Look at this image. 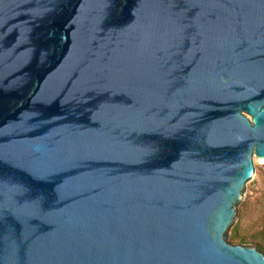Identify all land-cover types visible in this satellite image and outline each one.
Masks as SVG:
<instances>
[{
    "label": "water",
    "instance_id": "1",
    "mask_svg": "<svg viewBox=\"0 0 264 264\" xmlns=\"http://www.w3.org/2000/svg\"><path fill=\"white\" fill-rule=\"evenodd\" d=\"M258 160L264 0H0V264H264Z\"/></svg>",
    "mask_w": 264,
    "mask_h": 264
},
{
    "label": "rangeland",
    "instance_id": "2",
    "mask_svg": "<svg viewBox=\"0 0 264 264\" xmlns=\"http://www.w3.org/2000/svg\"><path fill=\"white\" fill-rule=\"evenodd\" d=\"M233 245L258 241L264 247V162L258 160V182L249 187ZM244 239L243 243L239 240Z\"/></svg>",
    "mask_w": 264,
    "mask_h": 264
},
{
    "label": "trees",
    "instance_id": "3",
    "mask_svg": "<svg viewBox=\"0 0 264 264\" xmlns=\"http://www.w3.org/2000/svg\"><path fill=\"white\" fill-rule=\"evenodd\" d=\"M236 238H237V235H235V233L231 236V239L232 240H236ZM245 240L244 239H240L239 240V242L240 243H243ZM256 248L260 251V252H262V250H261V247H259V246H256ZM263 253V252H262Z\"/></svg>",
    "mask_w": 264,
    "mask_h": 264
}]
</instances>
